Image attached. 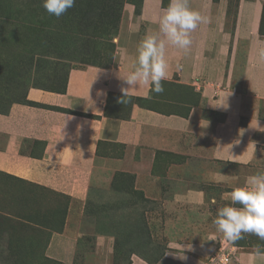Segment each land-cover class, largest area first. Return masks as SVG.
<instances>
[{
    "label": "crops",
    "instance_id": "obj_1",
    "mask_svg": "<svg viewBox=\"0 0 264 264\" xmlns=\"http://www.w3.org/2000/svg\"><path fill=\"white\" fill-rule=\"evenodd\" d=\"M168 3L140 0L136 12L126 1L112 63L71 68L64 92L30 86L0 110V176L23 183L0 186L4 258L213 264L226 242L212 223L224 193L264 168V63L255 58L264 0H236L231 15L229 0H190L209 22L191 33L187 55L167 47L164 92L141 85L120 103L121 78ZM142 219L166 243L157 263L118 246L140 241ZM29 229L49 231L40 250ZM257 244L251 234L230 244L231 264H264L251 255Z\"/></svg>",
    "mask_w": 264,
    "mask_h": 264
},
{
    "label": "rangeland",
    "instance_id": "obj_2",
    "mask_svg": "<svg viewBox=\"0 0 264 264\" xmlns=\"http://www.w3.org/2000/svg\"><path fill=\"white\" fill-rule=\"evenodd\" d=\"M128 0H76L63 16L49 15L42 0H0V94L2 107L8 102L21 101L30 86L61 89L71 68L87 64L107 66L116 55L118 34L124 4ZM136 1V12L140 0ZM230 15L236 0H229ZM23 183L0 176V186L19 188ZM1 197V196H0ZM147 200V204L145 203ZM0 203H4L0 200ZM144 203V204H143ZM143 206L148 199L142 197ZM147 210V209H146ZM16 212V211H15ZM144 212V210H143ZM25 229L24 227H14ZM140 241H118L121 249H133L151 263L163 258L166 243L149 232L142 219ZM39 241V250L47 242L48 232L27 230ZM8 264H35L34 258L2 256ZM42 261V259H39ZM28 262V263H27ZM43 264H52L48 260Z\"/></svg>",
    "mask_w": 264,
    "mask_h": 264
},
{
    "label": "clouds",
    "instance_id": "obj_3",
    "mask_svg": "<svg viewBox=\"0 0 264 264\" xmlns=\"http://www.w3.org/2000/svg\"><path fill=\"white\" fill-rule=\"evenodd\" d=\"M75 3L76 0H42L46 12L56 18L63 16ZM208 22L206 16L192 9L190 0H169L168 6L161 9L158 30L146 34L136 47L127 75L121 78L127 87L121 88L119 102L128 103L129 89L141 85L152 93H163L161 82L167 79L169 68L167 47L171 46L187 55L192 44L191 33L200 24ZM255 58L264 63V39H257ZM176 68L180 70L182 65L177 63ZM224 101L218 106L227 108ZM223 199L226 202L217 207L212 219L216 232L222 234L229 244L244 239L245 234L255 235L264 241V168L248 175L243 184L229 185ZM180 247L191 249L190 244ZM251 255L254 259L264 258V244L255 245Z\"/></svg>",
    "mask_w": 264,
    "mask_h": 264
},
{
    "label": "built area",
    "instance_id": "obj_4",
    "mask_svg": "<svg viewBox=\"0 0 264 264\" xmlns=\"http://www.w3.org/2000/svg\"><path fill=\"white\" fill-rule=\"evenodd\" d=\"M234 253L235 248L233 246H230L228 242H221L212 262L213 264L217 262L219 264H231Z\"/></svg>",
    "mask_w": 264,
    "mask_h": 264
},
{
    "label": "trees",
    "instance_id": "obj_5",
    "mask_svg": "<svg viewBox=\"0 0 264 264\" xmlns=\"http://www.w3.org/2000/svg\"><path fill=\"white\" fill-rule=\"evenodd\" d=\"M66 79H67V77H66ZM65 85H66V82H65V84H64V86L61 88V89H57V90H52V91H57V92H64V90H65ZM45 89V88H44ZM50 90V89H49ZM0 110H3V107L0 105Z\"/></svg>",
    "mask_w": 264,
    "mask_h": 264
}]
</instances>
